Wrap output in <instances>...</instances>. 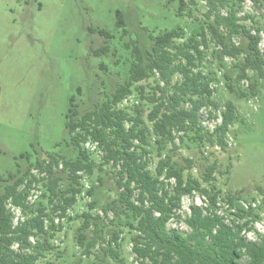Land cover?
I'll return each mask as SVG.
<instances>
[{"label":"rangeland","instance_id":"obj_1","mask_svg":"<svg viewBox=\"0 0 264 264\" xmlns=\"http://www.w3.org/2000/svg\"><path fill=\"white\" fill-rule=\"evenodd\" d=\"M185 2V14L178 16L179 0H0V172L7 176L20 167L24 173L31 163H36L38 156H44V151L76 159L79 150L68 139L66 128L71 97L76 96L74 104L84 112L106 99L117 83L124 82L131 64L126 42L136 38L142 45L150 46L149 35L179 25L185 29V35L176 41L184 42L203 27L207 29L213 18L206 16V1ZM242 6L239 14L252 16L244 22L262 28L260 46L264 50V4L258 6L253 0H245ZM118 10L124 14L128 35L122 36L123 28L118 27ZM222 11L226 12L225 9ZM92 28H104L114 38L108 40L91 31ZM243 40L241 36L234 39L237 43ZM107 45L106 54L94 53V49ZM219 49L210 38L200 67L215 90L212 97L215 105L203 108L201 114L205 126L213 128L220 122L226 103L232 101L235 104L239 120L231 125L227 134V149L201 142L195 138L197 134L193 130L179 133L183 139L176 138L178 147H174L170 140L157 141L159 136L154 133V124L148 118L154 103L142 95L153 94L158 74L135 83L133 92L119 107L131 114H140L145 121L148 166L154 173L161 158L171 156L181 163L185 162L184 157L193 158L194 166L185 171V176L191 171L203 185L214 184L221 191L219 211L231 220L235 218L232 212L236 207L230 206L224 197L241 191L237 204L246 208L252 205L259 211L262 221L256 226L263 231L264 194L259 187L264 189V79L250 69L248 77L241 79L240 62L244 55L220 59L216 53ZM180 78L181 75L176 74L174 80ZM210 111L213 115L208 116ZM84 147L90 151L96 164L94 171L92 174L82 173V191L67 215L61 218L59 211L52 214L56 217V225L60 226L49 239L55 249L48 251L39 264H140L133 251V235L137 233L131 227V223L137 222L133 214L122 213L120 205L104 213L105 207L119 196L118 167L104 162L105 152L96 143L88 141ZM26 153H32L29 161L22 156ZM213 163L217 166L215 180L209 185L203 178ZM57 169L62 170V165ZM32 173L46 177L36 166L32 167ZM61 174L60 188L70 186L69 171ZM46 182L47 179L36 182L30 199L34 208L41 204L52 213L53 204L49 201ZM169 182L172 187L174 181ZM0 190L3 191L4 187L0 186ZM44 192L47 195H43ZM91 203H94L93 208ZM192 204H206V199L199 193L184 196L181 208L177 210L181 219H171L168 223L170 229L189 230L184 219ZM9 206L16 213L15 222L33 215L30 211L24 213L20 208ZM84 212L102 216L106 238L120 232V260L104 252L106 242L103 240L92 248L91 254L84 253L85 246L78 242ZM93 227L91 225L86 230V242L93 235ZM248 234L254 237L252 233ZM37 238L32 237V241ZM44 238L40 236V239Z\"/></svg>","mask_w":264,"mask_h":264},{"label":"trees","instance_id":"obj_2","mask_svg":"<svg viewBox=\"0 0 264 264\" xmlns=\"http://www.w3.org/2000/svg\"><path fill=\"white\" fill-rule=\"evenodd\" d=\"M205 1L208 6L206 16L213 18L207 29L203 27L184 42L176 41L185 35L181 25L157 35H149L152 41L150 46L132 39L125 43L131 53V64L124 82L117 83L106 99L84 112L76 108V96L71 97L66 128L68 139L79 150L76 159H68L54 151H44V156H38L36 163H31L24 173H21L20 167L7 176L0 172V186L4 187L3 191L0 190V264H39L48 251L55 249L49 240L60 227L56 225L54 215L58 211L61 218L67 215L82 191V173L92 174L96 165L90 151L84 147L88 141L104 150V162L118 167L119 196L105 207L104 213L120 205L122 213L133 214L137 220L136 224L131 223V227L137 231L133 235V251L140 264H264V230L256 226L258 221H262L261 215L252 205L246 208L237 204L241 191L224 197L230 206L236 207L232 212L235 218L228 219L224 212L219 211L221 191L212 184L216 163L208 166L203 178L211 186L203 185L191 171L185 176V171L191 170L195 163L190 157H184V163L174 161L171 156L161 158L154 173L148 166L145 146L148 128L145 121L140 114L134 115L119 107L133 92L135 83L158 74L159 80L153 94L142 95L154 103L148 118L154 124V133L159 136L157 141L170 140L174 147H178L176 138L183 139L179 133L193 130L197 134L195 138L201 142L218 144L222 149H227V134L231 125L239 120V114L235 104L229 101L220 122L213 128L205 126L201 111L215 105L212 98L215 90L200 66L211 38L220 47L216 52L220 59L244 55L240 62L241 79L248 77L249 69L264 79V50L260 46L262 28L244 22L252 17L250 14H239L245 0ZM253 1L258 6L264 4V0ZM185 5V0H179L178 16L185 14ZM117 15L118 27L123 28L122 36L128 35L124 14L118 10ZM91 31L98 32L108 40L114 38L104 28H92ZM236 36L245 40L237 43L234 41ZM108 49L107 45L93 51L101 55L106 54ZM176 74L181 78L174 80ZM139 87L144 90L143 86ZM230 88H233L231 84ZM251 89H254V84ZM242 94L247 95L244 91ZM210 115H213L212 111ZM22 156L29 161L32 153ZM61 165L62 170H58ZM33 166L41 174L45 173L46 177L32 173ZM66 170L72 184L60 188L63 179L61 173ZM41 179H47L45 185L49 191V201L53 204L52 213L41 204L34 208V202L30 199L36 182ZM171 180L174 183L169 187ZM259 189L264 194V189ZM195 193L204 196L206 204L191 205L190 213L184 219L189 230L170 229L168 223L171 219H181L177 210L181 208L182 198L194 196ZM9 204L24 213L30 211L33 215L15 222L16 213ZM91 207H94V203H91ZM83 215L85 219L80 227L78 242L85 246L84 253L91 254L92 248L103 240L106 242L104 252L120 260V232L106 238L102 216H94L91 212H84ZM91 225H94L93 235L86 242V230ZM248 233L254 237L251 238ZM40 236L45 238L42 240ZM32 237L38 238L33 242Z\"/></svg>","mask_w":264,"mask_h":264}]
</instances>
